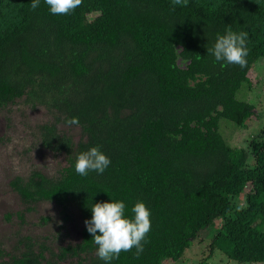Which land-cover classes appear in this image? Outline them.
I'll return each instance as SVG.
<instances>
[{
    "label": "trees",
    "instance_id": "1",
    "mask_svg": "<svg viewBox=\"0 0 264 264\" xmlns=\"http://www.w3.org/2000/svg\"><path fill=\"white\" fill-rule=\"evenodd\" d=\"M226 26L249 37L245 71L207 54ZM262 57L264 0H81L67 15L44 0L36 10L0 0V112L43 109L32 148L62 158L55 173L32 167L8 181L20 222L38 203L57 217H40L52 224L42 239L0 240V264H104L84 221L110 199L124 200L126 215L137 201L151 210L143 252L112 264L175 262L208 230L229 259L264 264V128L246 147L219 131L221 118L245 128L253 117L237 92ZM73 116L79 125L66 126ZM93 146L111 164L80 176L76 157ZM65 223L77 241L62 244Z\"/></svg>",
    "mask_w": 264,
    "mask_h": 264
},
{
    "label": "rangeland",
    "instance_id": "2",
    "mask_svg": "<svg viewBox=\"0 0 264 264\" xmlns=\"http://www.w3.org/2000/svg\"><path fill=\"white\" fill-rule=\"evenodd\" d=\"M252 86L243 85L237 92V98L254 105V114L247 127H237L227 119L219 121V131L228 144L236 147H246L249 140L264 128V57L258 59L250 70ZM47 114L43 109H28L11 107L9 113L0 112V240L10 246L18 235H32L42 239L52 230V224L40 223V217H57L54 205L38 203L33 210L24 214V222L14 216L16 211H23L24 206L17 195L8 187V181L16 175L25 174L30 168L37 167L47 173H55L62 158L51 155L43 149H33V138L30 131L36 124L45 121ZM76 135V132H74ZM264 140V137H263ZM13 214L7 221L5 214ZM220 221H215L219 227ZM65 233L71 239H64L62 244L75 242L79 231L71 223H65ZM211 232V233H209ZM213 230L203 231L198 239L192 241L183 256L177 261H167L164 264H249L238 263L229 259L222 251L213 248L211 239Z\"/></svg>",
    "mask_w": 264,
    "mask_h": 264
},
{
    "label": "clouds",
    "instance_id": "3",
    "mask_svg": "<svg viewBox=\"0 0 264 264\" xmlns=\"http://www.w3.org/2000/svg\"><path fill=\"white\" fill-rule=\"evenodd\" d=\"M31 9L40 7L41 0H30ZM52 15H67L80 6L81 0H44ZM249 37L237 35L231 26H226L223 34H218L207 54L214 62H221L223 67L245 71L248 68ZM66 126L79 125L78 117L65 120ZM111 164V159L99 146L90 147L76 157L74 169L80 176L90 172L103 174ZM91 218L84 221L86 230L91 234L96 245V255L104 264H112L121 252L135 248L139 256L143 252L146 236L151 228V210L143 201L135 202L131 215H126V204L122 199L92 203L89 207Z\"/></svg>",
    "mask_w": 264,
    "mask_h": 264
}]
</instances>
